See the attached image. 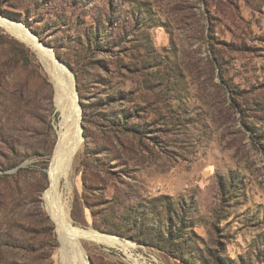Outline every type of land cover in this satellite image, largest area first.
<instances>
[{
	"label": "rangeland",
	"instance_id": "1",
	"mask_svg": "<svg viewBox=\"0 0 264 264\" xmlns=\"http://www.w3.org/2000/svg\"><path fill=\"white\" fill-rule=\"evenodd\" d=\"M0 16L78 75L72 226L135 245L81 239L86 264H264V0H0ZM59 114L0 29V264H62L42 198Z\"/></svg>",
	"mask_w": 264,
	"mask_h": 264
},
{
	"label": "bare ground",
	"instance_id": "2",
	"mask_svg": "<svg viewBox=\"0 0 264 264\" xmlns=\"http://www.w3.org/2000/svg\"><path fill=\"white\" fill-rule=\"evenodd\" d=\"M0 27L35 53L53 86L54 105L60 113L57 131L58 142L47 170L48 188L44 191L42 198L44 207L58 233L62 264L66 260L68 250H70L69 256H72L73 264H86L81 256L83 254L79 246L81 239L118 248L124 252L131 251L135 248L134 244L123 242L109 235L99 234L93 230H83L72 226L66 194L71 187L69 179L72 165L82 141L81 113L76 104L74 82L68 75L67 68L65 69L60 62L56 63L52 58L51 51L39 44L22 25L14 21L10 22L0 16ZM135 263L138 264L137 261Z\"/></svg>",
	"mask_w": 264,
	"mask_h": 264
},
{
	"label": "water",
	"instance_id": "3",
	"mask_svg": "<svg viewBox=\"0 0 264 264\" xmlns=\"http://www.w3.org/2000/svg\"><path fill=\"white\" fill-rule=\"evenodd\" d=\"M7 20L8 21H10V22H12V20H10V19H8L7 18ZM17 23V22H16ZM18 24H20V25H22L27 31H28V33L30 34V35H32L35 39H36V41L39 43V44H41L43 47H45V48H48L50 51H51V54H52V58L54 59V61L56 62V63H59V60L55 57V55H54V52H53V50L50 48V47H48V46H46V45H44V44H42L41 43V41L36 37V35L34 34V33H32L24 24H22L21 22H18ZM0 29H2V30H4L3 28H1L0 27ZM5 32H6V30H4ZM10 36H12V34H10V33H8ZM13 37V36H12ZM14 38V37H13ZM16 39V38H15ZM17 40V39H16ZM18 41V40H17ZM18 42H20V41H18ZM21 43V42H20ZM67 68V67H66ZM67 70L69 71V69L67 68ZM70 72V71H69ZM73 75V74H72ZM73 80H74V90H75V94H76V104H77V106L79 107V109H80V113H82L81 112V107H80V103H79V98H78V95H77V92H76V85H75V78H74V75H73ZM81 131H82V127H81ZM81 135H82V133H81ZM82 137V136H81Z\"/></svg>",
	"mask_w": 264,
	"mask_h": 264
},
{
	"label": "trees",
	"instance_id": "4",
	"mask_svg": "<svg viewBox=\"0 0 264 264\" xmlns=\"http://www.w3.org/2000/svg\"><path fill=\"white\" fill-rule=\"evenodd\" d=\"M22 24H24L27 28H30V26L27 24V23H22ZM56 52V51H55ZM57 58H58V56H56ZM75 80L78 82V75H75ZM232 92V94H237L236 92H234V91H231Z\"/></svg>",
	"mask_w": 264,
	"mask_h": 264
}]
</instances>
